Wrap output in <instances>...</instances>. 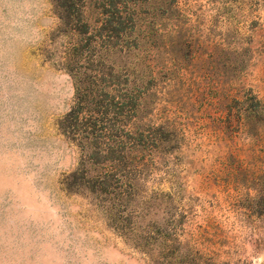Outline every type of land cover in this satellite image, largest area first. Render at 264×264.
Returning <instances> with one entry per match:
<instances>
[{"label": "rangeland", "instance_id": "374dc122", "mask_svg": "<svg viewBox=\"0 0 264 264\" xmlns=\"http://www.w3.org/2000/svg\"><path fill=\"white\" fill-rule=\"evenodd\" d=\"M100 3L0 0V264H264V0H149L109 52Z\"/></svg>", "mask_w": 264, "mask_h": 264}, {"label": "trees", "instance_id": "16d2710c", "mask_svg": "<svg viewBox=\"0 0 264 264\" xmlns=\"http://www.w3.org/2000/svg\"><path fill=\"white\" fill-rule=\"evenodd\" d=\"M100 4L102 9L100 14L104 15V33L100 35V38L104 40L100 48L104 52H109L112 48L109 42L116 33L114 31L118 30V24L122 19H126L131 23L130 25L135 24L142 16L141 9L147 4L149 6L150 3L149 0H101ZM94 48H92V52L96 51ZM75 75L79 77V82L75 86V104L67 115L68 132L77 137L82 146L89 149L91 153L92 151L94 153L105 151L101 148L102 140L108 139L107 141H109L110 136L109 129L104 125L108 121V115L110 116L111 113L115 116L117 114L115 110L119 108V105H122L116 100L114 95L116 93L110 92L114 91V83L111 85L104 82L100 77V72H96L95 75H87L76 70ZM81 75H83V79H80ZM83 83L86 85H82ZM112 142H117L116 144L119 145L118 143L122 142V137L120 140L112 139ZM104 192H107V189H104Z\"/></svg>", "mask_w": 264, "mask_h": 264}]
</instances>
